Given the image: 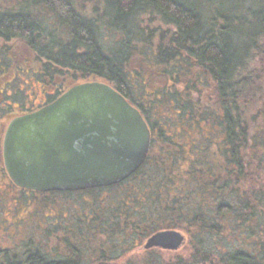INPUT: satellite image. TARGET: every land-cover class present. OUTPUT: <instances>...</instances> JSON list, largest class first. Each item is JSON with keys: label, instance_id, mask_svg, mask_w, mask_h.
Here are the masks:
<instances>
[{"label": "trees", "instance_id": "16d2710c", "mask_svg": "<svg viewBox=\"0 0 264 264\" xmlns=\"http://www.w3.org/2000/svg\"><path fill=\"white\" fill-rule=\"evenodd\" d=\"M95 1L83 13L76 0H0V73L13 43L35 53L51 102L80 83L111 85L149 125V155L109 187H20L85 205L20 248L0 246V264H264V0ZM135 50L163 86L134 76ZM11 106L0 122L19 114ZM160 231L184 242L120 262Z\"/></svg>", "mask_w": 264, "mask_h": 264}, {"label": "water", "instance_id": "95a60500", "mask_svg": "<svg viewBox=\"0 0 264 264\" xmlns=\"http://www.w3.org/2000/svg\"><path fill=\"white\" fill-rule=\"evenodd\" d=\"M152 134L141 111L100 81L74 85L54 102L13 119L5 133L7 172L19 187L82 191L116 185L145 163ZM184 238L153 234L144 249H176Z\"/></svg>", "mask_w": 264, "mask_h": 264}, {"label": "rangeland", "instance_id": "374dc122", "mask_svg": "<svg viewBox=\"0 0 264 264\" xmlns=\"http://www.w3.org/2000/svg\"><path fill=\"white\" fill-rule=\"evenodd\" d=\"M95 3V0H76L79 11L83 13H86ZM11 47L12 49L7 53V56L12 59L14 64L10 63L11 66L9 67V64L5 71L0 73V93L4 90L0 94V108L4 110L7 108V103L11 102L15 107L12 108L11 106L12 111L19 113L25 107L31 108L34 104L41 102L50 87L46 83L40 82L38 75H34V71H38L40 68L35 53L13 43ZM130 61L134 76L144 77L141 79L144 86L147 80L150 88L157 89L164 85L165 79L157 74L159 72L153 71L154 66L150 64L151 60H148L138 50H135ZM27 70L29 72H26ZM11 80L13 81L9 82ZM69 83L71 81L65 82L67 85ZM18 90L25 100L19 95L15 96V92ZM146 93L152 94V90H146ZM8 123L6 120L0 122V133L3 131V126L5 127ZM2 172L3 169L0 168V246L2 248L22 247L25 240L27 241L30 236L41 232L49 222H56L57 220L64 222L66 220L65 215L69 216L73 211L80 214L85 205L83 200L85 195L82 197L79 195H38L33 200L31 193L22 192L20 187L12 181L8 172L7 175L2 174ZM27 193L29 195H26ZM142 249L144 247L122 257L120 262L124 263V261L129 260L137 262L146 256Z\"/></svg>", "mask_w": 264, "mask_h": 264}, {"label": "flooded vegetation", "instance_id": "af4514ba", "mask_svg": "<svg viewBox=\"0 0 264 264\" xmlns=\"http://www.w3.org/2000/svg\"><path fill=\"white\" fill-rule=\"evenodd\" d=\"M54 95L55 93H46L45 95H44V98H43V100L41 101V102H39V103H37V104H34V106L33 107H31V108H28V107H26V109L23 111V113L22 112H19V114L18 115H16L15 117H13L11 120H10V122L13 120V119H15L16 117H19V116H22V115H25V114H28V113H31V112H34V111H36V110H39L40 108H42V107H44V106H46V105H49V104H51L52 102H54V101H49L50 99H49V96L50 95ZM10 122L8 123V124H10ZM9 126V125H8ZM8 128V127H7ZM7 130V129H6Z\"/></svg>", "mask_w": 264, "mask_h": 264}]
</instances>
